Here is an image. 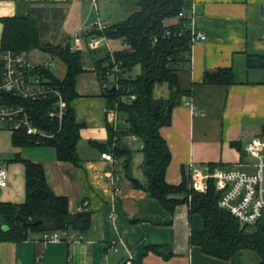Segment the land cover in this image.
I'll return each instance as SVG.
<instances>
[{"label":"crops","instance_id":"1","mask_svg":"<svg viewBox=\"0 0 264 264\" xmlns=\"http://www.w3.org/2000/svg\"><path fill=\"white\" fill-rule=\"evenodd\" d=\"M134 1L0 0V38L2 18L25 13L26 7L34 12L42 9L47 22L44 37L50 35L47 40L55 44L77 42L84 60V71L75 81L77 96L70 103L76 122L81 124L78 163L57 159L50 145L14 146L11 131L0 129V167L7 173L0 202L24 201V161L29 160L43 167L48 186L55 195L67 198L70 212L87 211L91 216L89 228L81 233L83 238L73 242H44L42 232L29 233L21 241L0 240V264H231L190 244L191 231L202 229L203 224L187 203L170 213L143 188L132 184V178L144 180L140 139L130 138L128 144L133 149L132 140L139 141L131 177L122 168V158L114 157L111 162L100 156L112 152L102 149L107 141V106L94 65L100 58L93 59L94 50L88 46L95 35L89 32L125 19L136 9ZM182 9L193 28L206 38L191 42L189 62L177 68L179 86L188 95L172 108L170 123L159 128L171 156L165 181L177 185L187 175L190 185L192 170L206 166L254 172L255 159L246 153L245 144L264 133V0H183ZM177 20L171 17L163 22ZM64 22L73 23L66 36L61 33ZM101 43L95 52L103 51V57L125 47L122 38H106ZM34 50L46 56V52ZM220 68L231 70L230 84L204 82L206 71ZM65 71L64 64L61 77L53 74L62 79ZM168 94V86L162 84L159 95ZM239 256L243 264L260 260L248 249Z\"/></svg>","mask_w":264,"mask_h":264},{"label":"trees","instance_id":"2","mask_svg":"<svg viewBox=\"0 0 264 264\" xmlns=\"http://www.w3.org/2000/svg\"><path fill=\"white\" fill-rule=\"evenodd\" d=\"M134 3L136 9L125 19L89 32L108 39L122 38L125 43L123 49L113 55L107 53L94 62L100 80H106L112 73L111 58L120 69L118 87H111L104 93L107 108L117 111L118 122L115 126L107 123V141L102 149L111 151L113 157L122 158V168L131 177L135 150L128 146L127 139L129 136L140 139L143 153L140 167L144 180L132 178L131 182L156 198L170 213L177 205L187 203L191 213L200 215L203 227L191 231L190 244L198 246L206 255L231 264H243L239 256L241 251L253 250L260 259L258 264H264V214L252 224L241 223L218 206L220 192L213 182L208 184L205 192L198 193L190 188L187 175H183L177 185L165 181L164 174L171 156L159 128L170 123L172 108L180 103L182 96L188 95V91L179 86L176 70L182 62H189L190 28L186 15L178 16L183 11V0H135ZM43 14L42 9L34 12L26 7L25 13L2 18L0 49L27 52L38 49L56 54L66 65L62 79L54 76L49 68L42 69L58 84L68 105L60 128L56 121L46 117L42 108L34 115L42 128L55 132V136L44 144L54 147L57 159L77 164L76 145L81 124L76 122L70 103L77 96L75 81L76 76L84 71V60L81 51H71L70 44L63 46L45 39L43 30L47 22L43 20ZM171 17H177V22H163ZM167 31L170 34H166ZM135 67L138 71L133 74ZM203 80L205 83L230 84L231 70L206 71ZM162 84L168 86V96H154L156 85ZM130 95L135 99L128 102ZM11 141L18 147L35 144L34 137L22 131H11ZM24 174V201L19 204L0 202V240L21 241L29 233L50 230H73L81 234L89 228L90 213L70 212L67 198L53 193L39 163L24 161Z\"/></svg>","mask_w":264,"mask_h":264},{"label":"built area","instance_id":"3","mask_svg":"<svg viewBox=\"0 0 264 264\" xmlns=\"http://www.w3.org/2000/svg\"><path fill=\"white\" fill-rule=\"evenodd\" d=\"M178 16L185 17V13L180 11ZM187 25L190 28L191 42L206 38L203 32L193 28L189 18ZM105 27L106 25H101L99 28ZM166 34H170L169 31ZM73 36L76 37V33ZM105 39L102 36H92L88 46L96 51ZM61 44L64 46L70 43L66 40ZM80 48L77 42L70 45L73 51ZM111 59L113 82L109 84L107 80H102L101 89L104 93L111 87H118L119 64ZM44 60L36 62L27 51L0 49V129L22 131L34 137L35 143L39 144L52 139L55 132L42 128L34 113L40 108L44 109L46 117L56 121L60 128L67 108V102L58 84L42 70L50 69L58 57L54 53L46 52ZM133 99L135 96L130 95L128 102ZM105 118L108 124L115 126L118 122L117 111L114 108H106ZM130 138L127 139L128 144ZM245 151L255 159L254 172H247L241 168L219 169L210 166L194 168L191 172L190 188L205 192L208 184L213 182L215 189L220 192L218 206L229 211L241 223L252 224L264 214V133L247 141ZM100 156L108 161H114L111 153L103 152ZM6 184V170L0 167V188ZM41 237L44 242L59 240L73 242L83 238L82 234L70 230L44 231Z\"/></svg>","mask_w":264,"mask_h":264},{"label":"rangeland","instance_id":"4","mask_svg":"<svg viewBox=\"0 0 264 264\" xmlns=\"http://www.w3.org/2000/svg\"><path fill=\"white\" fill-rule=\"evenodd\" d=\"M50 18V17H49ZM53 22L55 23V22H57L56 20H53ZM72 22H70V23H68L67 22V24H65V22H64V24H63V26H62V28H61V33L64 35V36H66L65 34H66V32H68L69 31V29H72ZM54 26H56V25H54ZM53 28V25H50V28H49V32L50 33H52V29ZM46 32H48V29H47V31ZM50 35H47V36H45V38L46 39H51V37H49ZM53 41V40H52ZM86 49V48H85ZM103 55H104V52L103 51H101L100 53H96L95 51H94V53H93V59H99V58H102L103 57ZM30 56H31V58L33 59V60H35V61H41V62H43V61H45L44 60V55L43 54H39L38 53V51H35V50H32L31 52H30ZM50 69H51V72L52 73H55V75L57 76V77H61L62 76V73H63V71H64V63H62V62H55L51 67H50ZM138 71V69H137V67H135L134 69H133V74H135L136 72ZM106 80H107V82L110 84L111 82H113V75L112 74H109V75H107V77H106ZM163 85H166V84H163ZM167 86V85H166ZM161 92V85H156V87H155V89H154V96H160L159 95V93ZM67 107H68V105H67ZM6 131H8V132H10L9 130H6ZM130 137H128V139H129ZM133 142H132V144L130 145V146H132V148L134 149V150H137V144L139 143V141H136L135 140V138L132 140ZM193 190V189H192ZM193 191H195V190H193ZM195 192H198V193H201V192H199V191H195ZM188 199H190V196L188 197Z\"/></svg>","mask_w":264,"mask_h":264}]
</instances>
